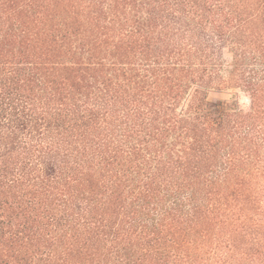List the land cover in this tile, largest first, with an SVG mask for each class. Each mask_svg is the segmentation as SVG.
<instances>
[{
	"label": "trees",
	"instance_id": "16d2710c",
	"mask_svg": "<svg viewBox=\"0 0 264 264\" xmlns=\"http://www.w3.org/2000/svg\"><path fill=\"white\" fill-rule=\"evenodd\" d=\"M0 264H264V0H0Z\"/></svg>",
	"mask_w": 264,
	"mask_h": 264
},
{
	"label": "rangeland",
	"instance_id": "374dc122",
	"mask_svg": "<svg viewBox=\"0 0 264 264\" xmlns=\"http://www.w3.org/2000/svg\"><path fill=\"white\" fill-rule=\"evenodd\" d=\"M227 63L231 62V57L226 58ZM209 99L212 102H231L233 99L244 100L243 94L237 90H213L210 92Z\"/></svg>",
	"mask_w": 264,
	"mask_h": 264
}]
</instances>
